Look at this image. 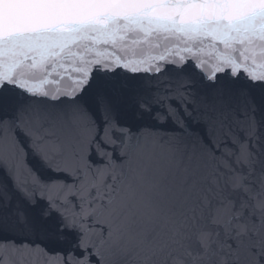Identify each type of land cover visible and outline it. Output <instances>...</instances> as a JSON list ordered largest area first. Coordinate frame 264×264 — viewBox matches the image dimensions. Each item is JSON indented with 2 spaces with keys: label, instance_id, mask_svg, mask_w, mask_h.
Segmentation results:
<instances>
[{
  "label": "water",
  "instance_id": "95a60500",
  "mask_svg": "<svg viewBox=\"0 0 264 264\" xmlns=\"http://www.w3.org/2000/svg\"><path fill=\"white\" fill-rule=\"evenodd\" d=\"M0 264H264V0H0Z\"/></svg>",
  "mask_w": 264,
  "mask_h": 264
},
{
  "label": "snow or ice",
  "instance_id": "6c2138e0",
  "mask_svg": "<svg viewBox=\"0 0 264 264\" xmlns=\"http://www.w3.org/2000/svg\"><path fill=\"white\" fill-rule=\"evenodd\" d=\"M0 103H3V100H2V98H0Z\"/></svg>",
  "mask_w": 264,
  "mask_h": 264
}]
</instances>
